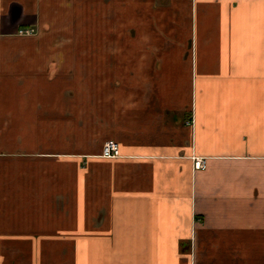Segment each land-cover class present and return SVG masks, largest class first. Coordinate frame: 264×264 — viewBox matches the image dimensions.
Returning <instances> with one entry per match:
<instances>
[{"label": "crops", "instance_id": "obj_1", "mask_svg": "<svg viewBox=\"0 0 264 264\" xmlns=\"http://www.w3.org/2000/svg\"><path fill=\"white\" fill-rule=\"evenodd\" d=\"M0 264H264V0H0Z\"/></svg>", "mask_w": 264, "mask_h": 264}, {"label": "built area", "instance_id": "obj_2", "mask_svg": "<svg viewBox=\"0 0 264 264\" xmlns=\"http://www.w3.org/2000/svg\"><path fill=\"white\" fill-rule=\"evenodd\" d=\"M33 31L22 30L19 31V35L31 36ZM100 157L103 159H117L120 157V150L118 144L113 140L106 141L101 149ZM206 167L205 161L203 159H195L193 162V169L195 171L204 170Z\"/></svg>", "mask_w": 264, "mask_h": 264}]
</instances>
